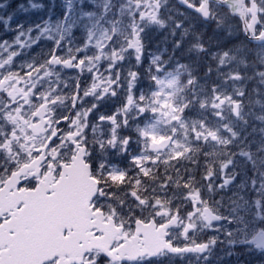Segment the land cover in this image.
I'll return each mask as SVG.
<instances>
[{"label":"snow or ice","instance_id":"6c2138e0","mask_svg":"<svg viewBox=\"0 0 264 264\" xmlns=\"http://www.w3.org/2000/svg\"><path fill=\"white\" fill-rule=\"evenodd\" d=\"M0 31V264H264V0L0 2Z\"/></svg>","mask_w":264,"mask_h":264},{"label":"flooded vegetation","instance_id":"af4514ba","mask_svg":"<svg viewBox=\"0 0 264 264\" xmlns=\"http://www.w3.org/2000/svg\"><path fill=\"white\" fill-rule=\"evenodd\" d=\"M42 2H43V0H42ZM44 3H45V2H44ZM39 15H41V13H40V14H34V15H28V20L36 19L37 16H39ZM242 259H246V258H242ZM252 264H261V262L258 261V260H253V261H252Z\"/></svg>","mask_w":264,"mask_h":264}]
</instances>
